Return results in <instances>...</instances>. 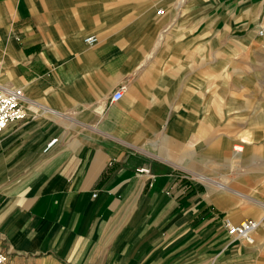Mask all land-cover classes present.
I'll return each instance as SVG.
<instances>
[{
  "label": "crops",
  "instance_id": "crops-1",
  "mask_svg": "<svg viewBox=\"0 0 264 264\" xmlns=\"http://www.w3.org/2000/svg\"><path fill=\"white\" fill-rule=\"evenodd\" d=\"M187 4L0 0V85L25 111L0 131L4 264H264V133H218L229 64ZM226 217L258 219L254 241Z\"/></svg>",
  "mask_w": 264,
  "mask_h": 264
},
{
  "label": "rangeland",
  "instance_id": "rangeland-1",
  "mask_svg": "<svg viewBox=\"0 0 264 264\" xmlns=\"http://www.w3.org/2000/svg\"><path fill=\"white\" fill-rule=\"evenodd\" d=\"M261 1L264 0H203L205 29L212 22L211 16L218 28L215 38L205 33V57L209 56L208 47L214 43L220 47L221 61L227 60L229 64L225 62L226 67L221 69V77L227 79V83L221 86L216 99L218 113L224 112L222 109L237 113L234 117L216 118L214 125L218 124L220 135L239 136L261 128L264 133V116L261 115L264 112V28L255 29L258 23L264 26V14L253 18L254 8ZM195 2L188 0L185 13L196 12ZM259 30L263 33L259 34ZM231 89L239 94L228 92ZM242 103L245 104L243 111L240 110Z\"/></svg>",
  "mask_w": 264,
  "mask_h": 264
},
{
  "label": "built area",
  "instance_id": "built-area-1",
  "mask_svg": "<svg viewBox=\"0 0 264 264\" xmlns=\"http://www.w3.org/2000/svg\"><path fill=\"white\" fill-rule=\"evenodd\" d=\"M262 33L263 31L259 30V34ZM84 40L87 43H94L97 41V36L90 34L86 36ZM122 94V87H120L113 92L111 100H118L121 98ZM23 98L24 94L20 87L0 85V131H2L10 122L20 121L25 117V111L22 105ZM54 141V138L51 139L47 143L46 149L49 148ZM137 170L146 175L148 179L153 177L150 168L146 166H141ZM223 222L225 230L230 237L233 239L244 240L248 243L254 241V231L260 224V221L255 218H246L240 222L234 223L226 217ZM6 258V253L3 252L0 247V264H4Z\"/></svg>",
  "mask_w": 264,
  "mask_h": 264
},
{
  "label": "bare ground",
  "instance_id": "bare-ground-1",
  "mask_svg": "<svg viewBox=\"0 0 264 264\" xmlns=\"http://www.w3.org/2000/svg\"><path fill=\"white\" fill-rule=\"evenodd\" d=\"M240 148H241V145H238V147H235V146H234V149H235V150H240Z\"/></svg>",
  "mask_w": 264,
  "mask_h": 264
}]
</instances>
